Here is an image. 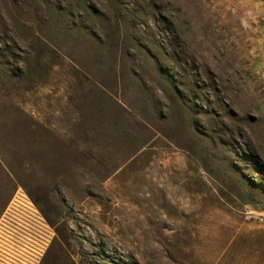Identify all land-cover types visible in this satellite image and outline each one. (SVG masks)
<instances>
[{
	"label": "rangeland",
	"instance_id": "obj_1",
	"mask_svg": "<svg viewBox=\"0 0 264 264\" xmlns=\"http://www.w3.org/2000/svg\"><path fill=\"white\" fill-rule=\"evenodd\" d=\"M45 257L264 264V0H0V264Z\"/></svg>",
	"mask_w": 264,
	"mask_h": 264
},
{
	"label": "built area",
	"instance_id": "obj_2",
	"mask_svg": "<svg viewBox=\"0 0 264 264\" xmlns=\"http://www.w3.org/2000/svg\"><path fill=\"white\" fill-rule=\"evenodd\" d=\"M18 196V193L16 194V197ZM15 197V198H16ZM15 201H16V199L11 203V204H14L15 203ZM10 212H12V210L9 208L8 209V211H7V213H6V215H5V217L4 218H6L8 215H10ZM3 221H5V219H3ZM11 221H13L15 224H17V225H20L21 226V224L20 223H18V222H16V221H14L13 219H11ZM7 226V225H6ZM8 228H10L9 226H7ZM16 227V226H15ZM17 228V227H16ZM10 229H12L13 230V232H17L15 229H13V228H10ZM9 233H11L10 231H8ZM11 233V235H13V236H15V234L14 233Z\"/></svg>",
	"mask_w": 264,
	"mask_h": 264
},
{
	"label": "flooded vegetation",
	"instance_id": "obj_3",
	"mask_svg": "<svg viewBox=\"0 0 264 264\" xmlns=\"http://www.w3.org/2000/svg\"><path fill=\"white\" fill-rule=\"evenodd\" d=\"M15 197H16V195L14 194V199L12 200V202L15 200ZM46 257L49 258L50 257V253ZM46 257H45L44 260H42V262L40 264H46L47 263L48 259Z\"/></svg>",
	"mask_w": 264,
	"mask_h": 264
}]
</instances>
